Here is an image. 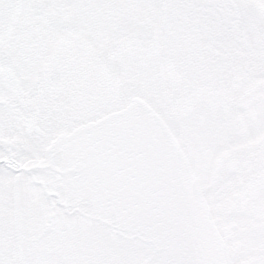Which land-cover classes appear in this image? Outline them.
<instances>
[{"label":"snow or ice","instance_id":"6c2138e0","mask_svg":"<svg viewBox=\"0 0 264 264\" xmlns=\"http://www.w3.org/2000/svg\"><path fill=\"white\" fill-rule=\"evenodd\" d=\"M0 264H264V0H0Z\"/></svg>","mask_w":264,"mask_h":264}]
</instances>
